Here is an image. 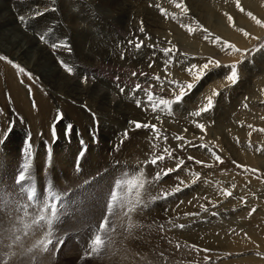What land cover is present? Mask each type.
Returning a JSON list of instances; mask_svg holds the SVG:
<instances>
[{
  "label": "rangeland",
  "instance_id": "obj_1",
  "mask_svg": "<svg viewBox=\"0 0 264 264\" xmlns=\"http://www.w3.org/2000/svg\"><path fill=\"white\" fill-rule=\"evenodd\" d=\"M22 1L0 0V8L2 9L8 2L12 6L18 2L20 10ZM36 1L38 2V0H29L28 5L35 4ZM40 1L42 4L38 3L34 6L42 10L44 8V17H36V14L30 17L32 23L39 27L35 31L36 36L45 35L49 41L45 45H51L57 40L70 44L71 52L61 48L60 55H64L66 63L73 66L79 80L76 84L73 83L74 85L69 84L68 87H65L66 81L61 79L57 82L59 85L52 83L50 85L40 74L29 71L26 65L0 49V56L8 57L33 76L30 80L6 61L0 60V264L4 261H7V264H264V132L259 131V129H264V28H260L245 14L240 13L236 8L235 0H184L190 10L188 16H180L179 10L175 8L171 0H128L134 3L131 10L129 8L127 10L124 0ZM146 3H148L147 6ZM240 3L246 11H251L264 20V0H240ZM157 4L166 8L169 13H175L178 19L160 17L159 9L155 8ZM136 9L139 10L136 11ZM148 9L155 10H150L149 13ZM139 13L141 16L138 17ZM224 13L233 17L236 23L235 28L228 23ZM141 20L145 29L143 33L139 31ZM193 20L208 28L211 33L236 44L238 48L248 50V54L225 51L220 46L205 40L202 32L189 34L181 27V24H190ZM113 23L120 26L118 30L122 36L125 34L124 43L120 46L125 55L123 58L119 54L118 47L121 38L117 36ZM240 28L248 31L250 36L245 37L238 30ZM22 33L27 37L33 35L26 30ZM100 35L103 38L112 35L110 46L104 47L103 50L100 49L102 43L97 38ZM252 37H259V39ZM137 40H143L145 47L137 50L134 44L128 43ZM153 44L154 48L148 47ZM173 45L178 51L175 53L172 64L168 66V72L171 73L170 79L193 82L192 76L186 69L191 64L202 65L207 62L208 57L220 60L222 67L211 69L181 103L173 105L172 115L153 113L150 108L145 111L147 107L145 88L153 90L156 96L173 98L171 89L174 86L169 85L165 79L164 60L167 57L159 51ZM84 46L90 53L97 49L106 51L114 62L112 60L108 63L100 61V64L94 62L91 57H83L86 62L94 63L96 67L86 66L79 61ZM77 48L81 49L79 57L76 54ZM97 52V54L102 53ZM184 53H187V59ZM171 55L173 54L170 53L169 56ZM75 60L78 62L76 66H74ZM237 62L239 81L233 85L226 81L230 72L226 65ZM149 63H152V67H149ZM90 68L94 71L93 75L87 72ZM133 72L138 74L146 72L147 75H138L134 78L131 75ZM85 75L89 77L86 84L81 83L80 80ZM153 75L161 76L164 81L163 91H161L160 82L150 79ZM117 77L119 80L116 79ZM136 83H140L143 87L140 92L136 93V96H132L130 90L135 87ZM12 84L17 87L15 91L19 92L22 99L13 96ZM116 84L125 87V93L121 94ZM80 87L83 95L78 99H73L78 101L73 103L69 98L78 96L79 93L74 90L76 88L79 90ZM101 87H106L116 96L115 105L109 106L103 103L98 90ZM213 89L220 93L213 97L214 108L201 117L191 116L190 113L206 103V97L212 94ZM137 98L142 100L140 107L136 106ZM33 101L36 104L35 108L32 106ZM38 101L50 104L54 115L38 119L40 109L46 106ZM118 101L121 105L117 107ZM128 101H131V105ZM26 105H30L29 108L32 109L33 115L24 110ZM12 106L31 126L36 145L31 153V159L20 155L27 129L25 123L14 115ZM96 106L99 107L95 108ZM123 106L127 107L125 109H128L131 116L126 120L128 122L122 124L120 123L121 117L116 118L113 115L119 107ZM129 107L135 112L130 111ZM114 109L115 112L112 111ZM76 110L83 113L79 114ZM59 113L63 114V119L59 118ZM156 116L160 119L157 120ZM12 118H17L15 125L10 134L3 137V132ZM113 118L119 122H114ZM133 120L156 124L162 132L160 140L155 139L150 129H134V126L129 123ZM193 121L203 122L207 127L206 134L197 129ZM52 123L55 130L51 127ZM69 126L72 128L70 135L65 134V129ZM125 130L128 132L127 139L124 136ZM55 131L58 133L52 145L51 141ZM180 135L185 137V141L175 139ZM164 136H167V141L163 139ZM201 136L203 140L200 139ZM43 139L47 142H41ZM189 140L195 145L208 144L210 149L221 156L224 163L217 162L208 149L187 145L186 141ZM154 144L157 147L153 148ZM105 145L108 146L105 147ZM134 145L138 146L135 148ZM181 145L184 146L181 147ZM165 148L172 152L171 159L166 157L157 166L151 164L145 166L146 160L150 159L153 154H163ZM98 151L100 157L105 158L109 155L106 159L109 160L108 166L110 167L106 171L101 163L96 164L95 153ZM189 156L205 164H211L212 167L196 164L194 160L188 159ZM26 160L30 165L31 180L18 185L16 179ZM180 160L184 161V165L179 171L163 175L168 168L175 169ZM241 165L259 171L257 173L245 172L240 167ZM141 169L146 181H153L151 185L146 183L145 189L142 190V199L148 206L138 208L135 213L129 214L133 225L131 229L128 227L129 216L123 214L110 216V230L104 234L105 244L102 250L99 254L87 255L91 251L88 247L90 239L93 238L101 220L107 214V202L114 182L117 179H130ZM157 172L161 173L159 181L154 180ZM68 173L72 175L77 187L70 189L72 186L68 187L61 182L64 178L65 181H63L66 182ZM192 173L200 174L196 183H192L194 179ZM87 175H91L90 179L80 184L81 180L88 177ZM48 180L52 181L54 189L58 187L57 191L62 194L63 200V206L58 210L60 222L54 225V235L57 234L58 237L55 236L53 239L59 238L62 230L67 231L61 237L64 240L63 246H60L58 251L55 249L53 258L30 255L24 250L21 240L18 243L13 242L16 235L20 236V225L24 228L25 221H21L20 216L26 211L25 205L30 204L24 188L34 186L39 188L36 193L39 191L46 193L47 190H51L50 187L47 188ZM92 181L95 183H91ZM181 181L184 183L181 184ZM40 182H45L46 187H42ZM177 185H180L181 191L175 192L167 199L151 200L153 196H158L162 192L174 191ZM63 189L70 190L64 192ZM77 189L86 190L84 194L77 192L78 196L86 200H81L82 202L77 200L74 196ZM222 189L231 190L232 196L222 195ZM131 195L134 196L135 191ZM89 203L99 208L91 211L95 219L91 215L87 216L88 209L84 212L83 221L90 218L89 221H94V228L87 224L91 228L83 239L85 249L79 252L81 240L71 237L68 241L70 231L65 230L64 225L82 221L81 218L72 216L73 210L70 208H77L76 212H78L83 210L84 205V207L90 206ZM201 205H204L207 211H204ZM32 206L36 208L35 204ZM180 224L185 227L183 229L176 227ZM74 244L77 245L73 246ZM54 246L57 245L55 243L51 245L50 250L54 249ZM113 247L114 250L121 247L120 250L124 252L121 258L122 263L117 262L120 257L119 255L115 257L116 250L114 251ZM73 248L76 250L75 254H69ZM113 256L115 259L112 258Z\"/></svg>",
  "mask_w": 264,
  "mask_h": 264
},
{
  "label": "snow or ice",
  "instance_id": "obj_2",
  "mask_svg": "<svg viewBox=\"0 0 264 264\" xmlns=\"http://www.w3.org/2000/svg\"><path fill=\"white\" fill-rule=\"evenodd\" d=\"M171 2L174 4L175 8L179 10L180 16H188L189 15V8L187 4L184 2V0H171ZM236 8L239 10L240 13L245 14L248 18H250L252 21L255 22L256 25H258L260 28H264V20L258 18L256 15H254L251 11H246L244 7L241 6L240 0H235ZM151 6V5H150ZM160 11V14L164 16L165 18L171 17V19L176 20L178 19V16L175 13H169L166 8L160 7L159 4L155 5ZM43 12H37L36 17H39L40 15H43ZM224 15L227 17L228 23L235 28L236 23L231 15L228 13H224ZM18 19L22 22L25 21L24 16L18 17ZM141 26L139 28V31L141 33L145 32V29L143 27V21L140 22ZM181 27L184 28L189 34L196 33L197 31L204 33V39L212 43L213 45L220 46L225 51H231L232 53H241L242 55H247L248 50H242L236 46V44L229 42L228 40L222 39L220 36L215 35L214 33H211L208 28L204 27L202 24H200L198 21L193 20L190 24H181ZM240 32L243 33L245 37H249L250 33L243 28L238 29ZM253 39H259V37H252ZM38 39L45 44H48V40L46 39L45 35H38ZM150 39V37H149ZM130 45L134 44V47L139 50L143 47H145L143 40H137V41H129ZM171 44V41H169ZM51 47L54 49L63 48L66 49L69 53L71 52V46L68 43H53L51 44ZM148 47L154 48L155 45H148ZM167 59L164 60L165 64V73L167 79V83L169 85L174 86L171 89L172 97L169 98H163L160 96H156L149 88L144 89V93L146 96V102L147 107L144 109L147 111L149 108L153 113H165L167 115L173 114V105H178L181 103L185 96H187L197 85V83L202 80L205 75L213 68H220L222 67L220 60L215 59L213 57L206 58L205 63L202 65L197 64H191L186 70L187 72L192 76L193 82H181L176 79H170L171 73L168 72V66H170L175 59V53L178 51V49L173 45L172 47H166L159 50ZM173 54L169 56V54ZM185 59L188 58L187 53L183 54ZM123 58V56H122ZM0 60L6 61L8 64H10L13 68H15L19 73H22L26 75L30 80L33 79L32 73L27 72L22 66L15 63L11 59L5 56H0ZM58 63L61 65V67L69 74L74 75V68L73 66H70L68 63H66L64 60H58ZM149 67H152V63H149ZM230 69L229 74L226 77V81L230 84H236L239 81V69H238V62L232 63L230 65H226ZM133 77H136L138 75H144L146 76L147 73H136L133 72L131 74ZM89 77L87 75L83 76L81 79V83L86 84L88 82ZM119 80V77L116 78ZM151 80L160 82L161 91L164 90L163 84L164 81L161 79L160 75H153L150 77ZM119 88V91L121 94L125 93L126 89L125 87H120L119 84L117 85ZM142 85L140 83H136L135 87L130 90V94L132 96H135L136 93L140 92L142 89ZM220 93L218 90L213 89L212 94L206 97V103L200 107L198 110L190 113L193 117H201L203 114L210 112L214 108V96H218ZM136 106H141V101L139 99H136ZM34 108L36 107L35 101H33ZM59 118L63 119V114L59 113ZM156 119L159 120L160 117L156 116ZM130 124L134 126L135 129H150L152 134L154 135L155 139L157 141L160 140L162 132L161 129L154 123L151 122H141V121H129ZM195 124V127L199 129L202 133L207 132V127L203 122L193 121ZM248 127H252V125H248ZM71 131V127L69 126L66 128V133ZM259 131L264 132V129H259ZM251 135V133H249ZM125 138L128 136V132H124ZM163 139L167 141V136H164ZM175 139L179 141H185V137L180 135L175 137ZM201 140H203V136L200 137ZM28 144V147L22 150V153L28 158L31 159V141H26ZM187 145H191L193 147H199L208 149L214 159L219 162L220 164H223L224 161L221 158L220 155L217 154L216 151H213L209 148L208 144L201 143L199 145L193 144L192 141H186ZM184 145H181L183 147ZM249 146H251V142H249ZM157 147V145H153V148ZM172 158V152L165 148L163 150V154L155 155L153 154L150 159L146 160L145 166L148 164H151L153 166H157L159 162L164 161L165 159ZM189 160H194L196 164H203L205 167H212L211 164H205L203 161L195 159L192 156L188 157ZM184 165V161L180 160L177 167L175 169L168 168L163 172V175H168L169 173L173 171H179V169ZM240 167L243 168L245 172H252L257 173L258 169H249L241 165ZM30 165L28 163V160L25 161L22 170L19 172L16 183L18 185L24 184L26 181L31 180V176L29 175ZM194 179L192 183H196L197 180L200 178L199 173H192ZM161 179V173L157 172L155 175L154 180L159 181ZM146 183L148 185H151L153 183L152 180L145 179L144 172L142 170L138 171L136 175L132 176L130 179H117L114 182V187L110 192V198L107 202V214L103 217L98 230L95 232L93 238L90 239L88 247L90 248V253L87 255H91L93 253L99 254L102 250L104 244H105V238L104 234L108 232L109 229V217L114 216L117 214H123L124 216H129L131 213H135L138 208H145L148 206V204L142 199V190L145 189ZM181 184L184 182L181 181ZM235 187V186H233ZM126 190V193H125ZM180 185H177L174 191H168V192H162L158 196H153L151 198L152 201H155L157 199H167L169 196H172L175 194V192L181 191ZM24 191L27 192V200L32 202L34 201V198L36 197V189L34 186H29L24 188ZM135 191V195H131ZM222 195L225 197L232 196V191L229 189H222ZM46 195L48 199H44L43 195H41L40 200L36 201L37 207L35 209V212L31 218V222L24 223V234L27 235V230L29 227H34L36 230L43 231L44 232V239H41L39 243L36 245L37 247H40L42 245V251L47 252L49 250V246L53 245L54 243L57 245L56 250H59V247L64 244V240L60 238L53 239L54 237V225L57 222H60V215L58 212V202L61 199V196L58 192L53 190H47ZM42 201V202H41ZM55 201V202H50ZM28 205H25V208L27 209ZM201 207L204 209V211H207V208L204 205H201ZM255 211V209H253ZM215 214V213H214ZM25 216H28V212L25 211ZM188 215H194V214H188ZM131 218L129 216V229L133 227V225L130 222ZM176 227H179L183 229L185 225L180 224L176 225ZM35 234V232L33 233ZM21 240V236L16 235L14 238V243H18ZM179 247V245H177ZM195 248V246H193ZM29 251H32L29 249ZM3 264H7V261H4Z\"/></svg>",
  "mask_w": 264,
  "mask_h": 264
},
{
  "label": "bare ground",
  "instance_id": "obj_3",
  "mask_svg": "<svg viewBox=\"0 0 264 264\" xmlns=\"http://www.w3.org/2000/svg\"><path fill=\"white\" fill-rule=\"evenodd\" d=\"M14 1V0H13ZM29 0H23L22 2V8L19 10L18 9V5H19V3L18 2H16L15 4H13V6L10 4V2H8V3H6V4H4V2H3V4L5 5L1 10H0V49L2 50V51H4L5 53H7V54H10L13 58H15L17 61H19V62H21L23 65H26L28 68H29V71H31V72H34V73H36V74H40L42 77H43V79H45L46 81H47V83H49L50 85H51V83L52 84H56V85H59V83H57V82H59L58 80L59 79H61L62 81H66V85H65V87H68L69 86V84H76V82L79 80V77H78V74H77V72L76 71H74V75H69L62 67H61V65L58 63V60H64L65 62H66V59L62 56V55H60L61 54V52H62V49L61 48H59V50L57 51V49L55 50L54 48H52L51 47V45H45V43H42L39 39H38V37L36 36V33H35V31H37L38 29H39V27L38 26H36L35 24H33L32 23V21H31V18L30 17H32V16H34L37 12H43L44 13V8H43V10L42 9H39V8H36L34 5L35 4H38V3H41L42 4V2L40 1V0H38V2L36 1V3L35 4H30V5H28L29 4V2H28ZM141 1V0H140ZM143 1V0H142ZM146 1V0H145ZM156 1V0H155ZM158 1H160V0H158ZM157 1V2H158ZM48 2V1H47ZM124 2V5L127 7V10H128V8L131 10L132 9V4H134L132 1H128V0H124L123 1ZM139 2V1H138ZM137 2V3H138ZM156 2V3H157ZM32 3H34V2H32ZM136 3V4H137ZM150 3V2H149ZM197 3H199V2H197ZM58 4V3H57ZM136 4H135V6H136ZM144 4V3H143ZM147 4L148 3H146V6H147ZM159 4H160V2H159ZM162 4V3H161ZM92 5V4H91ZM138 5V4H137ZM142 5V4H141ZM145 5V4H144ZM152 5V4H151ZM165 5V4H164ZM146 6H145V8H146ZM154 6V5H153ZM192 6V5H191ZM196 6V5H195ZM143 7V6H142ZM141 7V8H142ZM161 7V6H160ZM138 8V7H137ZM156 8V7H155ZM63 9V8H62ZM137 10H139V9H136V11ZM142 10H145V9H143L142 8ZM147 10V9H146ZM150 10H153V9H150ZM150 10L148 9V12L150 13ZM155 10V9H154ZM153 10V11H154ZM157 10H158V8H157ZM64 11V10H63ZM135 12V11H134ZM148 12L146 13V11H145V13L146 14H148ZM199 12V11H198ZM20 14H22L21 16H24L25 17V21L24 22H22V21H19L18 20V15H20ZM46 14V13H45ZM52 14V13H51ZM104 14V13H103ZM134 14H136V13H134ZM134 14H133V16H134ZM141 13H139L138 14V17H139V15H140ZM143 14V13H142ZM151 14H152V12H151ZM154 14V13H153ZM156 14V13H155ZM157 14H159L158 12H157ZM144 15V14H143ZM42 18L44 17L43 15H40ZM141 16V15H140ZM151 16V15H150ZM20 17V16H19ZM158 17V16H157ZM160 17H162V15H160ZM132 18V17H131ZM135 18V17H134ZM136 18H137V15H136ZM147 19L149 18L150 19V17H146ZM139 19V18H138ZM144 19V18H143ZM160 19V18H159ZM62 20V19H61ZM163 20V19H162ZM134 21H135V19H134ZM142 21V20H141ZM147 21V20H146ZM148 22V21H147ZM150 22V21H149ZM154 22V21H153ZM156 22H157V19H156ZM165 22V21H164ZM4 23H6V25L4 26ZM135 23H137V22H135ZM139 23V22H138ZM155 23V22H154ZM158 23V25H160L159 24V22H157ZM150 24H152V22L150 23ZM112 25V24H111ZM113 25L115 26L114 28H116V33H117V36L118 37H120L121 39H119L120 41H119V45H118V47H119V54H121V56H123L124 55V53L122 52V50L120 49V46L124 43V38H125V34H124V36H122L121 34H120V30H118V28L120 27L118 24L116 25V24H114L113 23ZM140 25V24H139ZM162 25V24H161ZM169 25V24H168ZM135 26V25H134ZM164 26H166V25H164ZM79 27V26H78ZM135 27H137V26H135ZM147 28V27H146ZM149 28V27H148ZM164 28V27H163ZM168 28V27H167ZM169 29V28H168ZM25 30L27 31V32H30V33H32L33 35H35V36H25L22 32H25ZM138 30V29H137ZM155 30V29H154ZM159 30V29H158ZM163 30V29H162ZM171 30V29H170ZM150 31V30H149ZM156 31V30H155ZM160 31H161V29H160ZM80 32V31H79ZM76 33V32H75ZM165 33V32H164ZM80 33H78V35H79ZM162 34V33H161ZM29 35V34H28ZM158 36V35H157ZM163 36V35H162ZM162 36H160V37H162ZM118 37H116V38H118ZM97 38L100 40L99 42H101L102 43V48H100V49H102L103 50V48L104 47H106V46H110V44H111V40H110V38H112V35H107V38L106 37H102V35H100V36H97ZM115 38V37H114ZM127 38V37H126ZM163 39H164V37H162ZM61 39V38H60ZM162 39V40H163ZM113 40V39H112ZM59 43H61L60 42V40H57ZM57 41H55V43H57ZM78 41V40H77ZM166 42V41H165ZM52 44V43H51ZM69 44V43H68ZM154 45V44H153ZM49 47H51V48H49ZM162 48V47H161ZM111 49V48H110ZM80 48H77L76 49V54H77V56L79 57V55H80ZM106 50V49H105ZM55 51H57V55H55ZM97 51H99V52H102L101 54H97L98 52ZM109 51V50H108ZM75 53V52H74ZM81 54H82V57L81 58H79V61H81L83 64H85L86 66H92V67H96L95 66V64L94 63H89V62H86L84 59H83V57L84 58H93L94 59V62L96 61V62H99L100 63V61H103V62H105V63H108L109 61H111L112 60V58H110V56L108 55V53L106 52V51H101V50H99V49H97V50H94V51H91V53L89 52V51H87V47L85 48V46L82 48V51H81ZM124 57H125V55H124ZM68 58V57H67ZM162 59V58H161ZM87 60V59H86ZM145 60V59H144ZM158 61V60H157ZM112 62H114V60H112ZM116 62V61H115ZM111 63V62H110ZM117 63V62H116ZM78 64V62H77V60H75L74 61V66H76ZM82 64V65H83ZM101 64V63H100ZM114 64V63H113ZM121 64H123V63H121ZM125 64V63H124ZM162 64V63H161ZM84 65V66H85ZM126 65V64H125ZM117 66H120V65H117ZM122 66H124V65H122ZM165 66V65H164ZM87 67V68H88ZM138 69H139V67H137ZM145 68V67H144ZM162 69V68H161ZM143 70V69H142ZM87 72L88 73H91L90 75H93L94 74V71H93V69L92 68H90V69H87ZM157 72V71H156ZM146 73V72H145ZM177 73V72H176ZM250 73V72H249ZM118 74V73H117ZM107 75V74H106ZM108 75H110V74H108ZM123 75V74H122ZM174 75V74H173ZM111 77V76H110ZM144 77V76H143ZM135 78V77H134ZM142 78V77H141ZM81 80V79H80ZM94 81V80H93ZM123 81V80H122ZM95 83V82H94ZM99 83H100V80H99ZM98 83V84H99ZM116 83V82H115ZM143 83V82H142ZM73 84V85H74ZM107 84V83H106ZM116 85H118V84H116ZM130 85V84H129ZM150 85V84H149ZM12 86V91H13V96L15 97V98H20L21 97V95L19 94V92H16L15 91V85L13 86V84L11 85ZM107 86V85H106ZM110 86V85H109ZM121 86H122V84H121ZM131 86V85H130ZM74 87V86H73ZM115 87V86H114ZM17 88V87H16ZM98 88H99V86H98ZM117 88V87H116ZM68 89V88H67ZM78 88H76V90H74V91H76L77 93H79V95L78 96H76L75 98H73V97H70L69 99L74 103H76V102H78L77 100L76 101H74L73 99H78V98H80L83 94H82V88L80 87V89L79 90H77ZM94 89V88H93ZM133 89V88H132ZM99 91H100V93L99 94H101V98H102V101H103V103L105 104V105H111V104H114V103H116V96L113 94V93H111L110 92V90H108L106 87H101L100 89H98ZM18 91V90H17ZM94 91V90H93ZM153 91V90H152ZM71 92V91H70ZM116 92V91H115ZM76 93V94H77ZM88 93H89V91H88ZM74 94V93H73ZM94 94V93H93ZM139 94H141V93H139ZM138 95V94H137ZM98 96V95H97ZM96 96V97H97ZM100 96V95H99ZM128 96V95H127ZM136 96V95H135ZM94 97V96H93ZM95 97V98H96ZM132 97V96H131ZM138 97H139V95H138ZM13 98V97H12ZM89 98V97H88ZM88 98H86L87 100H89ZM94 98V99H95ZM121 98V97H120ZM124 98H126V96L124 97ZM123 98V99H124ZM128 98H129V96H128ZM133 98V97H132ZM21 99H22V97H21ZM92 99V98H91ZM97 99V98H96ZM131 99V98H130ZM138 99V98H137ZM142 99V98H141ZM6 100V99H5ZM14 101V100H13ZM69 101V100H68ZM92 101V100H91ZM124 101H125V99H124ZM142 101V100H141ZM15 103H16V101H14ZM24 102V101H23ZM26 102V101H25ZM90 102V101H89ZM93 102V101H92ZM126 102V101H125ZM38 103H40V104H42L43 103V101L42 102H39L38 101ZM128 103H130V105H131V101L129 102L128 101ZM142 103V102H141ZM144 103H146V102H144ZM43 104H46V106H44L42 109H40V115H39V117L37 116V118L39 119V118H41V119H44L45 117H48V116H50V115H54V111L52 110L51 111V107H50V104H48V103H43ZM94 104V103H93ZM101 104V103H100ZM99 104V105H100ZM123 104V103H122ZM69 105V104H68ZM104 105V106H105ZM115 105V104H114ZM117 105V107H118V105L120 106L121 104H120V102L118 101V104H116ZM134 105H135V103H134ZM77 106V105H76ZM112 106V105H111ZM129 106V105H128ZM18 107V106H17ZM30 107V105L29 106H25L24 107V110L25 111H27V112H30L32 115H33V113H32V109L31 108H29ZM71 107V106H70ZM75 107V106H74ZM97 107H99V106H96L95 108H97ZM103 107V106H102ZM131 107V106H130ZM129 107V108H130ZM125 108H127V107H125ZM124 108V106L123 107H119V110L117 109V111L115 112V109L114 110H112V111H114L115 112V115H113V116H115L116 118H118V116L119 117H121V122L120 123H125V122H128V121H126L127 119H129L130 118V113H129V111H128V109L126 110ZM99 109V108H98ZM109 109V111L111 110V107L110 108H108ZM130 111L132 110V111H134L133 109H129ZM51 111V112H50ZM108 111V112H109ZM111 111V112H112ZM136 111H138V110H136ZM76 112H78L79 114H81V113H83V112H81V111H79V110H76ZM135 112V111H134ZM99 113H100V111H99ZM105 113V112H104ZM137 113V112H136ZM140 113V112H139ZM73 114V113H72ZM76 114V116H77V113H75ZM85 114H87V113H85ZM84 114V115H85ZM101 114H103V113H101ZM110 114V113H109ZM113 114V113H112ZM131 114H133V112H131ZM36 115V114H35ZM92 115V114H91ZM95 115V114H94ZM136 115V114H135ZM138 115V114H137ZM136 115V116H137ZM146 115V114H145ZM144 115V116H145ZM147 116V115H146ZM32 117V116H31ZM95 117V116H94ZM102 117V116H101ZM133 117V116H132ZM143 117V116H142ZM51 118V117H50ZM81 118V117H80ZM87 118V117H86ZM99 118V120H101L100 119V117H98ZM138 118V117H137ZM17 119V118H16ZM105 119V118H104ZM48 120V119H47ZM106 120V119H105ZM136 120V119H135ZM52 121V120H51ZM111 121V120H110ZM113 121L114 122H119L118 120H116V119H114L113 118ZM134 121V120H133ZM44 122H45V120H44ZM83 122V121H82ZM86 122V121H85ZM105 122V121H104ZM21 123V122H20ZM93 123V122H92ZM84 124V123H83ZM129 124V123H128ZM19 125V124H18ZM106 125V124H105ZM121 126V125H120ZM122 126H124V125H122ZM132 126V125H131ZM45 127V126H44ZM125 127V126H124ZM124 127H123V129H124ZM127 127V126H126ZM43 128V127H42ZM122 128V127H121ZM134 128V127H133ZM34 129V128H33ZM88 129V128H87ZM122 129V130H123ZM131 129H132V127H131ZM135 129V128H134ZM38 130V129H37ZM89 130V129H88ZM113 130V129H112ZM130 130V129H129ZM138 130H140V129H138ZM126 131V130H125ZM110 132V131H109ZM119 132V131H118ZM45 133V132H44ZM120 133V132H119ZM129 133H130V131H129ZM142 133V132H141ZM133 134V133H132ZM131 134V135H132ZM51 135V134H50ZM144 135V134H143ZM3 136V135H2ZM135 137V136H134ZM134 137H133V140H134ZM130 138V137H129ZM136 138V137H135ZM121 139V138H120ZM127 139V138H126ZM137 139H139V138H137ZM140 140H142V139H140ZM121 141V140H120ZM128 141V140H127ZM124 142V141H123ZM127 143V142H126ZM107 144H109V142L107 143ZM124 144V143H123ZM113 145V144H112ZM111 145V146H112ZM140 145H142V144H140ZM104 146V145H103ZM106 146H108V145H105V147ZM123 146V145H122ZM135 146V145H134ZM138 146V145H137ZM137 146H135V148L137 147ZM105 147L103 148V149H105ZM126 147H128V146H126ZM108 149V148H107ZM106 149V150H107ZM130 149H132V147L130 148ZM142 150V149H141ZM104 151V150H103ZM109 151V150H108ZM120 151V150H119ZM93 153V152H92ZM103 153V152H102ZM99 151H98V153H95V156H96V164L97 163H101L102 164V166L105 168V171L106 170H108V168L110 167V166H108L109 165V160L108 159H106V158H108V156L107 157H105V158H103V157H100L99 155ZM106 154V153H105ZM142 155V154H141ZM140 155V156H141ZM93 156V155H92ZM106 156V155H105ZM115 156V155H114ZM133 156V155H132ZM137 155H136V159H137ZM103 158V159H102ZM133 158V157H132ZM140 158V157H139ZM100 159V160H99ZM126 159H127V157H126ZM134 159V158H133ZM140 160V159H139ZM94 160L92 159V162H93ZM95 163V162H94ZM135 163H137V162H135ZM93 164V163H92ZM99 166V165H98ZM135 166V165H134ZM100 167H101V165H100ZM73 170V169H72ZM96 170V169H95ZM135 170H136V168H135ZM142 170V169H141ZM75 171V170H74ZM94 171V170H93ZM71 172V174H72V171H70ZM89 172V171H88ZM69 174V173H68ZM77 174H79L80 175V173L79 172H77ZM82 175V174H81ZM66 176V175H65ZM88 177H85L83 180H81L80 181V184H81V182L82 181H88V179H90V176L89 175H87ZM92 176H94V175H92ZM80 178V177H79ZM64 181H65V178L63 179ZM63 180H61V182L64 184V185H66V186H68V187H70V186H72L70 189H72L73 187H77L75 184H74V179H73V177H72V175H70L69 174V176H68V178L66 179V182H64ZM41 183V185H42V187L44 186V182H40ZM60 183V182H59ZM91 183H95V181L93 182H91ZM79 184V183H78ZM92 184V185H93ZM62 185V184H61ZM65 186V187H66ZM46 189V188H45ZM56 191L58 190V187L56 186ZM70 189H68V190H70ZM68 190H64L63 189V191L64 192H66V191H68ZM85 191L86 190H84V189H77L76 190V194L74 195L75 197H77V200L79 201V202H82L81 200H86V199H84L82 196H78L77 195V192L78 193H85ZM90 204V206H91V209H90V206L88 205V206H86V207H84L83 206V210H81V211H78V212H76V209L77 208H70V209H72L73 211V217H79V218H81L82 219V221H80L79 223H65V225H64V229L65 230H69L70 231V235L68 236V238H67V240L69 241V239L71 238V237H77V238H79L80 240H81V242L79 243V246H81V248H80V251L79 252H81V251H83L85 248H84V246L85 245H83V239H84V237L86 236V234H87V231L91 228V226L93 227V223H94V221L93 220H91V221H89V219L90 218H88L87 219V221H83V217H84V212H85V210L87 211V209L89 210V213H88V215L87 216H89V215H91V216H93V218H94V215L92 214V212L91 211H93V209H98L99 208V206H96V207H93V205L91 204V203H89ZM27 205H28V207H27V209H26V211L28 212V216H25L24 214H22L21 216H20V220L22 221H25V223H29L30 224V222H31V218H32V216H33V214H34V212H35V206H32L31 204H29V203H27ZM31 206L33 207V208H31ZM37 207V206H36ZM76 207H79V206H76ZM106 208V207H105ZM101 211V210H100ZM71 212V213H72ZM66 213V212H65ZM70 213V214H71ZM69 214V213H68ZM69 214V215H70ZM86 217V216H85ZM101 218V217H100ZM95 219V218H94ZM126 220V219H125ZM62 221V220H61ZM97 221V220H96ZM102 221V220H101ZM123 221V220H122ZM58 223V222H57ZM100 223V222H99ZM87 224H90L91 226H88ZM21 227L23 226V225H20ZM20 227V236H21V242H22V245H23V248H24V250L26 251V252H28L30 255H37V256H40V257H43V258H53L54 257V254H55V249H56V247L57 246H54V249H51L50 250V247H51V245L49 246V250L47 251V252H44V251H42V247L39 249L36 245V243H38L41 239H44V232L43 231H39V230H36L34 227H29L28 228V230H27V235H25L24 234V228H21ZM58 227V226H57ZM94 228V227H93ZM80 230H82L81 232H80ZM35 232V234H33ZM65 232H67V231H61V233L59 234L60 235V239H61V237H62V234L63 233H65ZM58 237L57 236V234H55L54 235V237ZM88 237V236H87ZM117 244V243H116ZM75 245H77V244H74L73 246H75ZM83 245V246H82ZM88 245V244H87ZM122 245V244H121ZM63 246V245H62ZM110 247V246H109ZM52 248V247H51ZM121 248V247H120ZM120 248L119 249H115L114 250V247L112 248L115 252H114V254H116V256L115 257H118V255H119V260L117 261V262H119V261H121V263L123 262L122 261V257H123V253H122V250H120ZM123 248V247H122ZM29 249H31L32 251H29ZM120 250V251H119ZM75 248H73L72 250H71V252L69 253V254H75ZM78 252V251H77ZM78 252V253H79ZM77 254V253H76ZM71 256V255H70ZM74 256V255H73ZM114 256L112 257V258H114ZM81 257V256H80ZM5 259V258H4ZM115 259V258H114ZM114 259H112V260H114ZM66 261V260H65ZM116 261V260H115ZM114 262V261H113ZM120 264V263H119Z\"/></svg>",
  "mask_w": 264,
  "mask_h": 264
}]
</instances>
